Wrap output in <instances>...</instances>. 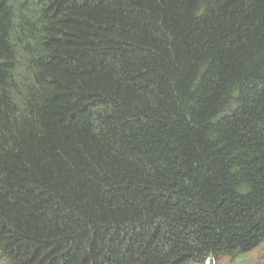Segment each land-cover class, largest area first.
<instances>
[{
  "label": "trees",
  "instance_id": "trees-1",
  "mask_svg": "<svg viewBox=\"0 0 264 264\" xmlns=\"http://www.w3.org/2000/svg\"><path fill=\"white\" fill-rule=\"evenodd\" d=\"M263 242L264 0H0V264Z\"/></svg>",
  "mask_w": 264,
  "mask_h": 264
},
{
  "label": "rangeland",
  "instance_id": "rangeland-1",
  "mask_svg": "<svg viewBox=\"0 0 264 264\" xmlns=\"http://www.w3.org/2000/svg\"><path fill=\"white\" fill-rule=\"evenodd\" d=\"M203 264H264V242L256 248L234 258L221 256L217 260L208 259Z\"/></svg>",
  "mask_w": 264,
  "mask_h": 264
}]
</instances>
